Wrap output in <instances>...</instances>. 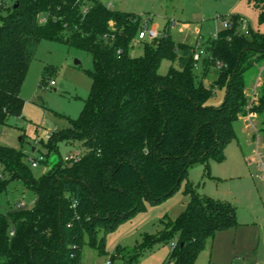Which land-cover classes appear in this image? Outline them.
I'll use <instances>...</instances> for the list:
<instances>
[{"label":"trees","instance_id":"1","mask_svg":"<svg viewBox=\"0 0 264 264\" xmlns=\"http://www.w3.org/2000/svg\"><path fill=\"white\" fill-rule=\"evenodd\" d=\"M251 1L264 22V0ZM224 22L211 44L201 45L199 75L196 46H177L168 24L132 57L144 25L135 14L99 0L0 1V125L22 115L20 91L40 40L66 42L92 58L78 118L50 136L52 151L58 142H79L86 153L78 161H59L35 179L21 153L0 146V192L21 180L35 194L33 208L0 213V264H82L85 235L103 253L100 229L113 232L146 204L170 197L193 163L208 175L210 162L223 159L244 111L245 73L264 61V35L240 33L237 16ZM165 59L175 66L162 75ZM208 75L211 87L203 83ZM214 87L226 89L217 108L205 106ZM260 96L255 116H264V82ZM186 191L185 210L141 244L140 250L170 244L164 264H195L217 232L238 225L231 204Z\"/></svg>","mask_w":264,"mask_h":264},{"label":"rangeland","instance_id":"2","mask_svg":"<svg viewBox=\"0 0 264 264\" xmlns=\"http://www.w3.org/2000/svg\"><path fill=\"white\" fill-rule=\"evenodd\" d=\"M99 1L112 10L139 16L147 31L156 32V39L168 24L170 37L177 46L211 44L224 29V20L233 16L239 18L240 33L252 31L264 35V22L251 0ZM153 41L135 38L130 56L140 57L144 46ZM172 65L175 66L169 60H163L159 73L166 75ZM91 70V56L66 42L43 39L36 45L20 91L24 101L22 115L9 117L0 125V146L21 153L33 178L38 179L57 162H65L73 152L86 153L77 141L58 142L57 151H52L54 140L44 135L54 128L57 132L65 129L68 120L78 118L90 91ZM195 72L201 73L199 63H195ZM212 80L208 75L203 83L211 87ZM51 81L54 86H50ZM262 82L264 61L245 73L244 111L233 125L235 139L225 148L221 161L210 162L209 174L201 163H193L178 190L170 197L154 206L146 204L142 211L121 223L113 232L105 233L100 229L97 243L102 242L103 253L98 247H91L85 235L82 264H164L170 244L158 242L151 248L140 250L141 244L145 236L157 235L168 220H175L185 210L190 198L186 191L188 186L201 196L231 204L238 222L237 227L216 233L200 253L198 261L202 264H232V253L238 247L249 248L251 253L264 252V168L261 166L264 162V116L253 113L261 105ZM225 92V87H214L205 106L219 107ZM40 156L44 160L31 167L29 159L38 160ZM34 201V192L21 180H14L0 192V213L14 210L18 203L31 209Z\"/></svg>","mask_w":264,"mask_h":264},{"label":"built area","instance_id":"3","mask_svg":"<svg viewBox=\"0 0 264 264\" xmlns=\"http://www.w3.org/2000/svg\"><path fill=\"white\" fill-rule=\"evenodd\" d=\"M2 1V0H0ZM86 12V9L83 10V13ZM41 22H44L45 20L44 19H41L40 20ZM157 37V34L155 31H147V26L144 24L142 29L139 31L136 39L137 40H145V39H148V40H155ZM204 55V49L202 48L201 45H198L196 46V49H195V53L193 54V61L195 63H198L200 58ZM54 82L51 81L50 82V86H54ZM252 124V123H251ZM56 131V129L54 128L53 130H49L45 133V138H50V136L52 135V133H54ZM82 157V154H80L79 152H73L71 153L68 158L66 159V161H72V162H76L78 161L80 158ZM44 160V158L42 156L39 157L38 160H34V159H29L30 161V166L31 167H36L37 166V163L38 162H42ZM261 166L262 168H264V162L261 163ZM17 208H23L25 205L23 203H18L17 205ZM106 264H110V262H106Z\"/></svg>","mask_w":264,"mask_h":264},{"label":"crops","instance_id":"4","mask_svg":"<svg viewBox=\"0 0 264 264\" xmlns=\"http://www.w3.org/2000/svg\"><path fill=\"white\" fill-rule=\"evenodd\" d=\"M218 233L219 232H217V234ZM250 239L251 238H249L248 241H250ZM232 255L234 256V258H233L234 260H232V264H264V252L260 253L258 250L253 252V253H251L249 248L246 249L245 247L244 248L243 247L242 248L238 247L236 250H234V254L232 253ZM198 257L196 259L195 264H202L200 261H198L199 260ZM213 263H215V262H213ZM213 263L210 262V264H213Z\"/></svg>","mask_w":264,"mask_h":264},{"label":"water","instance_id":"5","mask_svg":"<svg viewBox=\"0 0 264 264\" xmlns=\"http://www.w3.org/2000/svg\"><path fill=\"white\" fill-rule=\"evenodd\" d=\"M16 7H17V4L14 5V8H16ZM32 151H34V150L32 149Z\"/></svg>","mask_w":264,"mask_h":264}]
</instances>
